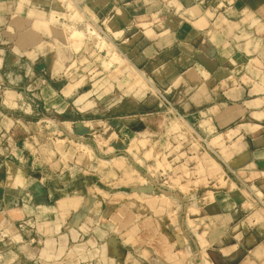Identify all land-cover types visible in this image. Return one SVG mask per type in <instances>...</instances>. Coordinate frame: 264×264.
Listing matches in <instances>:
<instances>
[{
	"label": "crops",
	"instance_id": "0c3cea01",
	"mask_svg": "<svg viewBox=\"0 0 264 264\" xmlns=\"http://www.w3.org/2000/svg\"><path fill=\"white\" fill-rule=\"evenodd\" d=\"M70 1L0 0V264H264V0Z\"/></svg>",
	"mask_w": 264,
	"mask_h": 264
},
{
	"label": "rangeland",
	"instance_id": "374dc122",
	"mask_svg": "<svg viewBox=\"0 0 264 264\" xmlns=\"http://www.w3.org/2000/svg\"><path fill=\"white\" fill-rule=\"evenodd\" d=\"M70 2H72L73 4H75V3H77V1L75 0V1H70ZM75 2V3H74ZM76 17H78V19H80V21H81V23H85L86 21H87V18H86V13L85 12H82V11H78L77 13H76ZM67 31V32H66ZM64 30V35H70L71 34V31L72 30ZM79 35H80V39H82V34H80V32L79 31H74L72 34H71V36H70V39H73V40H76L77 39V37H79ZM103 36H104V34H103ZM107 39V38H106ZM105 39V42H104V46L106 47L107 46V44H109L110 43V41L107 39L106 40ZM113 45L110 43L109 44V47H112ZM113 48V47H112ZM109 51H110V49H109ZM111 52V51H110ZM97 56H99V55H97ZM97 56L95 57V58H97ZM112 58L111 59H106L105 60V62L106 61H108L109 63H108V67H110L113 63H120V64H123L124 63V61L119 57V55H117L116 53H113L112 54V56H111ZM99 65H100V63H98ZM81 67H84V66H81ZM137 77L138 78H140L139 80H140V83H142L143 85H144V87L146 88V90L147 91H149V93L150 94H152L153 92L149 89L150 87H151V82H149L147 79H146V77L145 76H143V75H137ZM179 117V116H178ZM194 136H196L197 137V135L194 133ZM144 144H145V142H144ZM137 158L140 160V159H142L141 158V156H139V154H137ZM141 163H142V165L144 166V165H148L149 166V164H146V162L145 161H141ZM235 177V176H234ZM226 178H228V179H230L231 178V175H227V176H225V179ZM239 182V189H241L242 191H243V193H246L247 194V190H249V188L247 187L248 186V184L249 183H247V181L245 180V177H240V181H238ZM222 186H223V188H221V189H218V190H222V191H229V188H228V184H226L225 182H223V184H222ZM233 187H236V186H233ZM236 189V188H235ZM199 191H200V193L201 192H203V189H198Z\"/></svg>",
	"mask_w": 264,
	"mask_h": 264
},
{
	"label": "built area",
	"instance_id": "2783aa9c",
	"mask_svg": "<svg viewBox=\"0 0 264 264\" xmlns=\"http://www.w3.org/2000/svg\"><path fill=\"white\" fill-rule=\"evenodd\" d=\"M151 84V83H150ZM153 94H155L167 107L168 112L181 117L180 113L178 110L174 107V105L171 103V101L167 98L164 92L160 91L157 87H155L153 84H151V87L149 88ZM5 235H3L0 232V242L4 240ZM2 260V256L0 254V262Z\"/></svg>",
	"mask_w": 264,
	"mask_h": 264
}]
</instances>
